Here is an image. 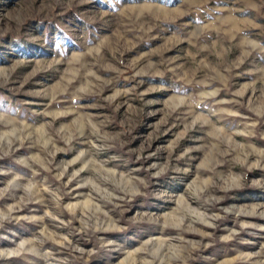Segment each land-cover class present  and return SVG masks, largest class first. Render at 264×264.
I'll use <instances>...</instances> for the list:
<instances>
[{
	"label": "rangeland",
	"instance_id": "1",
	"mask_svg": "<svg viewBox=\"0 0 264 264\" xmlns=\"http://www.w3.org/2000/svg\"><path fill=\"white\" fill-rule=\"evenodd\" d=\"M0 264H264V0H0Z\"/></svg>",
	"mask_w": 264,
	"mask_h": 264
}]
</instances>
